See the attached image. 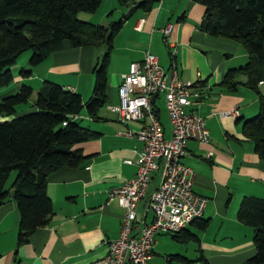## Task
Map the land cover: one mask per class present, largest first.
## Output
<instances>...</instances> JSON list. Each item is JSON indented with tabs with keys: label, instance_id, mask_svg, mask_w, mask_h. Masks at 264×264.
I'll return each instance as SVG.
<instances>
[{
	"label": "crops",
	"instance_id": "0c3cea01",
	"mask_svg": "<svg viewBox=\"0 0 264 264\" xmlns=\"http://www.w3.org/2000/svg\"><path fill=\"white\" fill-rule=\"evenodd\" d=\"M140 0H101L91 13L80 12L79 18L107 24L127 15L113 41L107 67V102L99 109L98 118H90L85 109L81 123L99 132V136L75 145L87 158L77 166H63L47 177V195L53 213L49 222L38 227L22 244H17L19 213L12 198L0 205V264H97L107 252V242L120 231L124 208L116 199L108 200L110 189L119 186L136 172L135 160L142 142L129 131L137 132L144 120L121 123L108 103L118 104V86L130 62L140 60L148 51L168 68L176 63L182 79L197 82L201 98L195 106L205 118L209 132L207 143L187 142L182 162L194 171L193 190L206 198L202 214L189 223L182 240L173 234L156 236L151 264H243L256 252L254 228L241 221L238 209L244 197H264V160L254 150L251 137L244 134V121L259 110V94L264 95V82L257 88L245 83L239 74L234 89L223 85L228 69L242 67L248 60L240 41L212 36L202 26L205 7L195 0H155L148 11L135 8ZM141 22L140 30L135 25ZM171 23L167 36L162 29ZM104 46H62L31 68L29 77L13 71L14 80L0 90V97L29 84L33 92L45 80L70 87L83 101L92 93L93 68ZM175 50L174 55L171 54ZM28 67V64L25 66ZM33 79L34 83H27ZM34 84V85H33ZM157 114L165 137L171 127L162 96L155 100ZM23 113L33 110L31 104ZM237 113L234 114L233 112ZM160 181L152 174L147 194L138 204V218H153L151 194ZM182 232L181 235L185 232ZM264 264V263H262Z\"/></svg>",
	"mask_w": 264,
	"mask_h": 264
},
{
	"label": "trees",
	"instance_id": "16d2710c",
	"mask_svg": "<svg viewBox=\"0 0 264 264\" xmlns=\"http://www.w3.org/2000/svg\"><path fill=\"white\" fill-rule=\"evenodd\" d=\"M154 1L140 0L135 8L148 11ZM195 1L205 7L201 26L206 33L240 41L247 50V62L240 68L228 69L223 85L234 89L239 83L235 77L243 74L245 83L257 88L264 82V0ZM100 3L101 0H0V89L14 80L11 66L27 50L28 69L18 71L22 77H29L31 68L58 50L63 41L71 47H105L93 68L94 87L86 101L70 87L48 80L37 90L33 110L19 114L16 108L29 101L33 93L29 84H21L0 97V205L9 197L16 203L17 244L26 242L35 229L49 222L53 210L46 190L48 175L63 166L83 162L87 156L75 145L99 136V132L81 123L79 115L84 108L90 118H98L99 109L105 106L113 41L134 10L107 24L79 18L80 12H94ZM258 94V113L244 121L243 131L252 138L255 152L264 160V95ZM13 171L15 177L7 187ZM237 216L254 228L256 252L243 264L264 263V198L244 197ZM184 230L174 237L185 241L192 234Z\"/></svg>",
	"mask_w": 264,
	"mask_h": 264
},
{
	"label": "built area",
	"instance_id": "2783aa9c",
	"mask_svg": "<svg viewBox=\"0 0 264 264\" xmlns=\"http://www.w3.org/2000/svg\"><path fill=\"white\" fill-rule=\"evenodd\" d=\"M141 25L139 21L135 29ZM171 28L169 23L162 29L164 36ZM160 95L171 127L169 137L155 110ZM201 95L197 82L180 77L174 61L164 68L147 51L142 59L130 62L118 86L119 102L108 103L107 108L123 124L144 120L140 130L129 131L143 148L135 160H125L136 165L134 175L107 193V199H116L124 214L118 236L107 242V252L97 264H151L158 234H178L202 214L206 198L194 192V171L182 162L189 140L209 141L205 118L195 108ZM155 172L160 173V181L151 194L153 218L147 222L137 217L136 210Z\"/></svg>",
	"mask_w": 264,
	"mask_h": 264
},
{
	"label": "rangeland",
	"instance_id": "374dc122",
	"mask_svg": "<svg viewBox=\"0 0 264 264\" xmlns=\"http://www.w3.org/2000/svg\"><path fill=\"white\" fill-rule=\"evenodd\" d=\"M30 55V51L27 50L23 53L20 54V56L17 58L16 62L11 66V69L12 71H15V72H18L21 68H25V69H28L27 67H25L27 65V61H28V57ZM34 83L35 81L33 79H29L27 81V83ZM34 85V84H33ZM94 87V82H93V85H92V89ZM1 90V89H0ZM36 98V92L34 91L31 95V97L29 98V101L26 103V104H18L16 106L18 112H20L21 110L20 109V106L22 108H28V105L32 104L34 102ZM34 108V107H33ZM15 177V172L13 171L11 173V177H9V180L7 182V187L10 185V183L12 182V180L14 179ZM264 198V197H263Z\"/></svg>",
	"mask_w": 264,
	"mask_h": 264
}]
</instances>
